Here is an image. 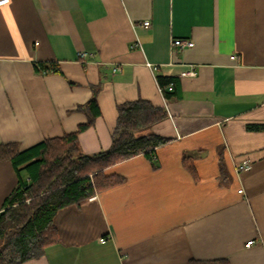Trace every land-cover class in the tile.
Instances as JSON below:
<instances>
[{"label":"crops","instance_id":"obj_1","mask_svg":"<svg viewBox=\"0 0 264 264\" xmlns=\"http://www.w3.org/2000/svg\"><path fill=\"white\" fill-rule=\"evenodd\" d=\"M159 76L176 82L166 88L175 96ZM94 88L101 115L78 136L84 153L107 150L117 107L139 99L166 112L152 131L167 142L108 171L122 184L59 211V243L24 264H264V0L0 6V145L24 152L77 132ZM17 183L0 160V212Z\"/></svg>","mask_w":264,"mask_h":264},{"label":"trees","instance_id":"obj_2","mask_svg":"<svg viewBox=\"0 0 264 264\" xmlns=\"http://www.w3.org/2000/svg\"><path fill=\"white\" fill-rule=\"evenodd\" d=\"M34 69L44 75L62 74L57 63H35ZM158 82L166 98L176 95V91L166 90L169 85L176 89L173 79L159 76ZM98 91L94 88L91 99L79 108L88 121L77 132L47 139L24 152L16 143L0 145V160L12 163L18 176V183L0 212V264H24L43 257L49 247L59 243L55 224L59 211L79 207L96 194L122 184L123 177L108 171L139 155L151 159L156 149L167 142L152 131L167 118L166 112L139 99L117 107L118 120L107 150L84 153L78 136L93 127L101 115ZM184 161L193 170L190 159ZM191 264L230 263L217 260Z\"/></svg>","mask_w":264,"mask_h":264},{"label":"built area","instance_id":"obj_3","mask_svg":"<svg viewBox=\"0 0 264 264\" xmlns=\"http://www.w3.org/2000/svg\"><path fill=\"white\" fill-rule=\"evenodd\" d=\"M8 2H9V0H0V6L6 5ZM143 24H144L145 27H149L150 26V22L149 21H145ZM194 46H195V44L192 41H184V40H181V39H174L172 41V47H176V48H193ZM87 56H88V54L86 52H81L79 54V58L81 60H85L87 58ZM188 75L190 77H195L196 73H195V71L193 69H191L188 72ZM248 169H250V166H249V164L247 162L239 167V170H241V171L242 170H248ZM240 192H243V191L241 190ZM105 242H106V238L101 240V243H105ZM251 245H253V241L248 242L246 244V247L250 248Z\"/></svg>","mask_w":264,"mask_h":264}]
</instances>
